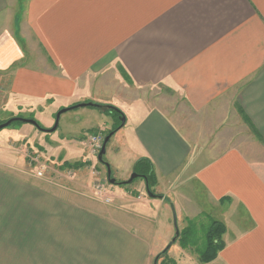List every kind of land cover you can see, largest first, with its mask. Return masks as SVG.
Returning <instances> with one entry per match:
<instances>
[{"label":"crops","instance_id":"0c3cea01","mask_svg":"<svg viewBox=\"0 0 264 264\" xmlns=\"http://www.w3.org/2000/svg\"><path fill=\"white\" fill-rule=\"evenodd\" d=\"M0 72L8 94L50 115L121 111L111 173L126 182L146 160L161 195L129 183L111 208L38 204L20 224L32 264H156L176 219L201 215L225 227L208 264H264V0H0ZM71 110L99 121L76 133L111 120Z\"/></svg>","mask_w":264,"mask_h":264},{"label":"rangeland","instance_id":"374dc122","mask_svg":"<svg viewBox=\"0 0 264 264\" xmlns=\"http://www.w3.org/2000/svg\"><path fill=\"white\" fill-rule=\"evenodd\" d=\"M9 81L8 74L0 72V124L10 118L21 117L34 119L43 129L49 130L53 127L59 110L75 106L63 107L50 115V112H44L43 106L21 104L19 96L8 94L11 93ZM73 111L70 109L60 115L58 126L53 132L39 131L27 123H13L0 130V264H32L31 260L37 254L29 246L23 250L20 248V224L22 215L31 213L38 204L40 208L46 209L59 207L60 201L68 204L70 201H78L98 209L111 208L118 194L129 189L127 184L122 185L124 182L118 181L112 173L110 179L115 182H109L105 166L97 159L100 149L93 151L89 140L91 136H100L101 148L106 134L117 126L118 121L107 112L98 110L111 117L108 127L76 133L84 125L99 124V121L91 118L84 121L82 119L78 123ZM103 158L106 161L104 155ZM38 172L42 175L38 176ZM143 182L138 177L131 183ZM154 185L149 190L158 194L153 189ZM98 190L100 196L97 194ZM139 193L141 191L136 189L131 192L132 196H139ZM142 193L146 195L144 190ZM55 197L59 203L54 201ZM105 197L110 199L109 202L103 201ZM169 213L171 225L174 227L172 210ZM163 221L160 217V234L166 232ZM211 221L214 219L202 215L197 218L178 217L175 222L176 229L169 244L167 243L169 247L162 250L167 249V252L158 258L156 264H180L176 259L183 258H191L190 264L194 259L195 263L208 264L209 262L199 261L198 250L205 245V233ZM186 229L190 231L184 238ZM30 235L31 233H27V244L36 245L35 236ZM38 242L47 260L50 251H45L50 249V244L40 238Z\"/></svg>","mask_w":264,"mask_h":264},{"label":"trees","instance_id":"16d2710c","mask_svg":"<svg viewBox=\"0 0 264 264\" xmlns=\"http://www.w3.org/2000/svg\"><path fill=\"white\" fill-rule=\"evenodd\" d=\"M87 106L92 107V108H96L98 110H101L102 112H107V114L111 115L116 121H118L117 126H115L114 129L110 130L106 134V136H108L109 134L113 135L114 132L117 130V128L121 124L120 117L123 116V113L121 111H119L118 109H116L115 107H112V106H106V105H87ZM13 123H22V122L16 121ZM39 127L42 128L40 125H39ZM99 162L102 163L104 166L108 165L103 157H102V161H99ZM133 170H134V173L137 174V178L140 177L144 180L146 190L150 191L149 187H152L155 183V177H154V173H153L151 164L146 160H139L138 162L135 163ZM110 174H111V170H110ZM133 180H135V179H133ZM133 180L131 182H133ZM121 184L123 185V184H127V183H121ZM151 194H153V193L151 192ZM153 196L156 198L161 197V195H154V194H153ZM189 231H190L189 229L185 230L184 238L187 236ZM224 232H225V227L221 222H219L217 220L211 221L210 226L208 227V229L205 233V245L203 246V248L201 250H198V259L200 262L206 263V262H210L216 258L218 253L224 247V243L222 241V236H223ZM166 252H167V249L160 252L156 257L157 260L162 255H164Z\"/></svg>","mask_w":264,"mask_h":264},{"label":"water","instance_id":"95a60500","mask_svg":"<svg viewBox=\"0 0 264 264\" xmlns=\"http://www.w3.org/2000/svg\"><path fill=\"white\" fill-rule=\"evenodd\" d=\"M87 105H94V104H79V105H75L74 107H71V108H65V109H61L59 110L56 115H55V122H54V125L51 129L49 130H45V129H42L39 127L38 123L34 120V119H26V118H21V117H14V118H10L8 119L6 122L0 124V130L8 127L9 125H11L13 122H16V121H19V122H22V123H27V124H31L33 125L36 129H38L39 131H46V132H53L56 130L57 126H58V123H59V118H60V115L64 112H66L67 110H70V109H73V108H77L79 106H87ZM120 121H121V124L120 125H123L124 124V116H121L120 117ZM112 134H109L108 136H106V138L104 139L103 141V144L100 148V151L98 153V157L97 159L99 161H102V157L105 153V146L106 144L108 143L110 137H111ZM106 167V170H107V177H108V180L110 183H114L115 181L113 179H110V168L108 165L105 166ZM137 178V174L136 173H132L131 176L129 177V179L124 182V183H130L133 179ZM147 191V194L151 197H154L153 194H151L150 191L146 190ZM177 234V232H176ZM167 247H169V245H167ZM166 247V248H167Z\"/></svg>","mask_w":264,"mask_h":264},{"label":"built area","instance_id":"2783aa9c","mask_svg":"<svg viewBox=\"0 0 264 264\" xmlns=\"http://www.w3.org/2000/svg\"><path fill=\"white\" fill-rule=\"evenodd\" d=\"M90 144L92 145L93 147V151H97L100 149V142H101V139H100V136H91L90 137ZM42 173L41 172H38V176H41ZM99 196L101 195L100 193V190H98V193H97ZM109 198L105 197L103 201L105 202H109Z\"/></svg>","mask_w":264,"mask_h":264}]
</instances>
